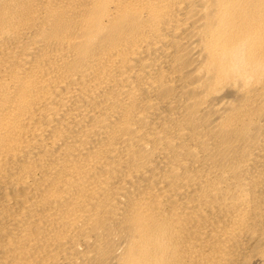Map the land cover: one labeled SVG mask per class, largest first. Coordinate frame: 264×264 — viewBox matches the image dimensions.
Masks as SVG:
<instances>
[{"label": "bare ground", "instance_id": "6f19581e", "mask_svg": "<svg viewBox=\"0 0 264 264\" xmlns=\"http://www.w3.org/2000/svg\"><path fill=\"white\" fill-rule=\"evenodd\" d=\"M0 264H264V0H0Z\"/></svg>", "mask_w": 264, "mask_h": 264}]
</instances>
